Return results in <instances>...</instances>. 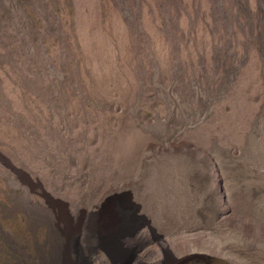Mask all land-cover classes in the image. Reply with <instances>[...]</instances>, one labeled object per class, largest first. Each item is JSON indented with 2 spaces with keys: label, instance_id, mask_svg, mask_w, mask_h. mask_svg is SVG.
Returning <instances> with one entry per match:
<instances>
[{
  "label": "rangeland",
  "instance_id": "obj_1",
  "mask_svg": "<svg viewBox=\"0 0 264 264\" xmlns=\"http://www.w3.org/2000/svg\"><path fill=\"white\" fill-rule=\"evenodd\" d=\"M263 8L0 0V264L264 253Z\"/></svg>",
  "mask_w": 264,
  "mask_h": 264
},
{
  "label": "bare ground",
  "instance_id": "obj_2",
  "mask_svg": "<svg viewBox=\"0 0 264 264\" xmlns=\"http://www.w3.org/2000/svg\"><path fill=\"white\" fill-rule=\"evenodd\" d=\"M232 3L234 5H264V0H232ZM260 12L263 15L264 8L263 11L260 9ZM258 189L259 191L256 193L255 201L260 205H264V186L258 187ZM123 216L122 214V217ZM260 218L264 219L262 216ZM89 229L93 236V249L104 247L111 241L107 235L108 232L100 225L96 217H91ZM206 235L208 236V240H213L214 244H211V248L213 247L219 254L213 255L208 250L199 248L190 249L186 256L181 257L173 256L171 253L164 250L163 256L157 260H147L145 253H139L127 260L129 264H244L245 262L248 264H264V253L257 251L253 252L251 253V258L244 253L241 254V248L234 243L235 240L233 237L225 231H208ZM222 237L223 240L221 239ZM259 239H254V241L259 242ZM112 241L114 240L112 239ZM196 241H198L197 238H193L191 235L188 236L189 244ZM160 247H163V245H160ZM119 260L118 257H111L110 263L118 264ZM80 262H84V260L82 259Z\"/></svg>",
  "mask_w": 264,
  "mask_h": 264
}]
</instances>
